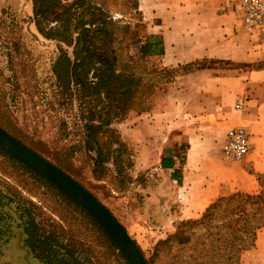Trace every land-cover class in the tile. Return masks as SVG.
Returning a JSON list of instances; mask_svg holds the SVG:
<instances>
[{
	"label": "trees",
	"instance_id": "1",
	"mask_svg": "<svg viewBox=\"0 0 264 264\" xmlns=\"http://www.w3.org/2000/svg\"><path fill=\"white\" fill-rule=\"evenodd\" d=\"M32 3L33 20L39 33L72 48L71 53L61 50L53 73L62 98L80 104L84 149L94 154L93 172L99 179L107 175L110 165L121 174L134 166L130 149L114 128L116 122L124 120L133 110L148 111V100L167 84V76L178 75L180 70L186 75L219 63L197 61L165 66L162 35L146 33L139 37L138 30L131 32L129 26H121V21H116L111 14L120 4H132L141 15L140 0H33ZM143 26L141 20L136 27ZM123 44L135 46L136 54H120ZM150 58H158L160 66L143 64ZM0 127L27 145L12 127L4 124L1 116ZM181 149H186L185 145ZM0 155L13 168L30 176L88 219L124 263L129 264L101 225L77 202L1 148ZM53 164L72 176L67 168ZM161 167L174 169V159L162 158ZM249 172L257 179V191L220 196L207 206L200 218L180 220L176 232L160 242L159 247L168 254L169 264H242L243 254L256 248L258 234L264 229V174ZM180 173L178 169L172 173L179 184ZM0 186L5 187L0 189V259L2 247L14 235L17 220L24 246L44 264H91L74 244L61 240L54 226L41 221L37 206L16 186L9 183L8 186L0 183Z\"/></svg>",
	"mask_w": 264,
	"mask_h": 264
},
{
	"label": "rangeland",
	"instance_id": "2",
	"mask_svg": "<svg viewBox=\"0 0 264 264\" xmlns=\"http://www.w3.org/2000/svg\"><path fill=\"white\" fill-rule=\"evenodd\" d=\"M32 1L0 0V116L4 124L12 127L34 151L67 168L74 179L105 205L126 228L150 264H169L168 254L162 251L159 244L176 232L181 221H174V212L184 204L154 198L155 191L159 189L160 192V186L165 185L168 178L161 171H156L154 166L138 171V144L132 142V130L142 117L165 114L166 110L171 114L173 109L170 108L169 96L175 90L174 83L185 73L180 70V75L167 76V84L156 90L148 100V111L139 113L133 110L124 120L114 124L122 141L130 149L134 166L121 174L110 165L107 175L99 179L93 172L94 154L84 149V122L80 104L76 100L62 98L53 73L61 50L71 53L72 48L48 40L39 33L33 20ZM154 3H159V0H140L141 15L136 13L132 4H120L112 9L111 14L116 21H121V26H129L131 32L138 30L139 37L146 33L161 35L160 30L152 24ZM141 20L144 26L137 28ZM155 22L159 24L160 18L156 17ZM124 53L135 55V46L121 45L120 54ZM143 64L160 66L158 58L147 59ZM185 152V149L177 150L181 162H184ZM194 156L200 160L205 158ZM222 156L230 163L239 162L246 169L251 168L245 160L246 156L239 161ZM194 165L198 166L195 170L201 175L213 170L210 163ZM0 183L16 186L37 206L36 213L41 216V221L54 226L61 240L74 244L82 257L91 264H125L88 219L76 213L71 206L30 176L13 168L1 155ZM0 189L5 190V187L0 186ZM161 197H164L163 194ZM16 224L12 239L2 247L0 264H44L24 246L23 233ZM258 240L259 234L256 248L243 254L242 264H258Z\"/></svg>",
	"mask_w": 264,
	"mask_h": 264
},
{
	"label": "crops",
	"instance_id": "3",
	"mask_svg": "<svg viewBox=\"0 0 264 264\" xmlns=\"http://www.w3.org/2000/svg\"><path fill=\"white\" fill-rule=\"evenodd\" d=\"M151 13L163 37L165 66L219 61L179 77L169 96L171 114L166 110L142 117L132 130L138 171L154 166L168 178L154 198L184 204L174 212V221L197 218L220 196L257 191L259 184L250 170L264 174V31L244 29L235 0H159ZM233 127H243L248 134L245 160L250 169L222 156L226 133ZM182 145L184 163L176 157ZM164 157L174 159V169L161 167ZM202 162L212 165L211 173L195 170L194 164ZM175 169L181 171V184L172 177ZM258 243V264H264V229Z\"/></svg>",
	"mask_w": 264,
	"mask_h": 264
},
{
	"label": "water",
	"instance_id": "4",
	"mask_svg": "<svg viewBox=\"0 0 264 264\" xmlns=\"http://www.w3.org/2000/svg\"><path fill=\"white\" fill-rule=\"evenodd\" d=\"M0 148L53 183L104 229L129 264H149L135 240L111 211L72 176L0 127Z\"/></svg>",
	"mask_w": 264,
	"mask_h": 264
},
{
	"label": "built area",
	"instance_id": "5",
	"mask_svg": "<svg viewBox=\"0 0 264 264\" xmlns=\"http://www.w3.org/2000/svg\"><path fill=\"white\" fill-rule=\"evenodd\" d=\"M242 9V23L249 33L264 31V0H235ZM226 159L239 161L248 155L250 142L243 127H233L226 133L222 147Z\"/></svg>",
	"mask_w": 264,
	"mask_h": 264
}]
</instances>
